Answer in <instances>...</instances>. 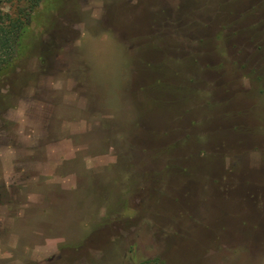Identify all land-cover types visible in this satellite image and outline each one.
Returning a JSON list of instances; mask_svg holds the SVG:
<instances>
[{"label": "rangeland", "instance_id": "rangeland-1", "mask_svg": "<svg viewBox=\"0 0 264 264\" xmlns=\"http://www.w3.org/2000/svg\"><path fill=\"white\" fill-rule=\"evenodd\" d=\"M58 4L12 75L0 264H264V0Z\"/></svg>", "mask_w": 264, "mask_h": 264}, {"label": "trees", "instance_id": "trees-1", "mask_svg": "<svg viewBox=\"0 0 264 264\" xmlns=\"http://www.w3.org/2000/svg\"><path fill=\"white\" fill-rule=\"evenodd\" d=\"M60 1L63 0H16L11 3L10 11L0 14V145L8 143L9 128L6 126L10 121L5 118V112L19 98L15 90L19 82L12 75L23 60L38 50L39 42L32 23L38 18L45 27L53 28L56 17L51 16L52 12H63L58 4ZM39 6L43 7L40 11Z\"/></svg>", "mask_w": 264, "mask_h": 264}]
</instances>
